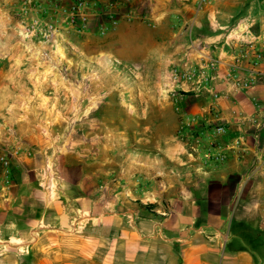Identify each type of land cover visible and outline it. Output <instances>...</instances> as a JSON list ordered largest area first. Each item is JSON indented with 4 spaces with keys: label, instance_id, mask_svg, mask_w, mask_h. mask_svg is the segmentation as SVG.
<instances>
[{
    "label": "crops",
    "instance_id": "0c3cea01",
    "mask_svg": "<svg viewBox=\"0 0 264 264\" xmlns=\"http://www.w3.org/2000/svg\"><path fill=\"white\" fill-rule=\"evenodd\" d=\"M74 1L0 0V121L14 125L20 142L2 131L0 140L22 148L13 183L0 186V264H264V217L241 212L264 174V0H134L135 16H122V7L116 22L90 3L91 32L83 41L63 24L68 41L84 52L92 51L91 38L104 24L101 53L145 69L167 66L178 51L182 66L207 78L190 87L201 91L206 83L217 93H192L180 102L202 120L205 150L193 166V157L166 149L165 161L187 167L179 175L156 172L160 184L151 173L142 180L119 171L126 169L90 138L91 121L74 122L77 107H87L86 93L45 66L41 40H18L17 15L58 21ZM53 59L71 64L68 57ZM250 79L245 88L242 81ZM41 95L58 100L41 103ZM75 95L83 101L77 107ZM212 107L216 124L227 129L223 136L207 130ZM207 148L226 161L203 165ZM145 167L137 161L135 173ZM138 201L154 213L127 204Z\"/></svg>",
    "mask_w": 264,
    "mask_h": 264
},
{
    "label": "rangeland",
    "instance_id": "374dc122",
    "mask_svg": "<svg viewBox=\"0 0 264 264\" xmlns=\"http://www.w3.org/2000/svg\"><path fill=\"white\" fill-rule=\"evenodd\" d=\"M109 2L110 0H75L71 3L70 12L62 15L58 21L49 17H42L39 19L40 21L31 18L29 22L25 16L17 15L16 17L22 24L18 40H41L44 44L43 56L47 62L49 61L45 66L51 67L54 71L61 70L66 81L82 91L84 90L86 93L84 98L87 103L85 109L81 110L82 107H77L83 103V101H79L81 100L79 95L72 96L77 107L74 122L78 124L81 118L91 121L89 125L92 133L90 138H96L104 148L106 147L108 155H112L114 161L126 169V172L124 169L119 171L124 173L125 177L137 179L139 176L142 180L144 176H147V173H151L150 175H156L151 180L160 184L163 176H158L156 172L167 168L171 174L179 175L180 170L187 167L186 164L180 162L165 161L166 149L177 148L180 154L193 157L191 162L193 166H198L197 163H200L198 158L204 149L201 148L200 141L203 122L199 116L183 111L180 102L186 95L192 93L198 97L202 94H210L212 87L206 83L201 91H194L193 87H190L196 81L207 80L204 77V72L198 73L197 77L187 82L186 86L181 83H174L173 72L175 70L181 71L185 68L194 70L188 63L182 66L183 61H180L181 54L178 51L171 58H167V66L156 64L150 69H145L101 53L99 50L101 33L103 32L101 29L100 34L91 38L89 44L92 47L91 52H84L82 47L79 48L77 44L68 41L69 30L64 28L63 24L76 28L77 39L83 41L85 32H91L90 3H93L95 10L102 17L99 8ZM86 4L85 9H82L81 6ZM36 22L38 26H35ZM54 56L68 57L71 64L53 63L56 61L53 59ZM73 64L76 65L74 71L71 68L74 67ZM54 78L57 77L54 76ZM249 82H252L251 79ZM212 94L213 98L218 96L216 92ZM37 99L41 103H51L58 100V96L41 95ZM100 107H102L101 112H95ZM63 113L58 112L59 116H62ZM209 113L212 115L210 120L206 121L209 133L215 137L225 135L227 129L224 124H216L213 107L209 109ZM70 116L71 119L74 118L72 115ZM218 126L224 127L225 131L222 134H217L216 128ZM48 127L52 126L49 125ZM76 130L80 135L84 132L77 128ZM1 131L3 136L13 137V140L20 142L13 124L0 121ZM260 131L257 129L258 135ZM46 133L49 134L50 130H46ZM55 133L52 134L53 138L59 135L57 132ZM237 139L239 142L243 140L242 137H237ZM8 147L10 146L0 140V150ZM53 147H57L56 144ZM209 149L202 155L203 165H208V162L212 160L221 163L226 161V155H214L213 149ZM239 156L241 155H238L237 158L242 159ZM139 160L147 162L150 168L145 167L148 170L135 173L137 169H134V166ZM255 166L256 163H253V167ZM116 173L112 175L114 176ZM46 180V177L43 178V182ZM116 182L117 180L114 179L112 189L116 188L114 185ZM249 203L251 204L250 207L241 209L243 214L264 217V174L253 181ZM127 204L154 213L151 210L153 206H145L143 202L138 201L133 202V204L127 202ZM165 205L173 208L170 202L165 203ZM130 262H125V264H130Z\"/></svg>",
    "mask_w": 264,
    "mask_h": 264
},
{
    "label": "built area",
    "instance_id": "2783aa9c",
    "mask_svg": "<svg viewBox=\"0 0 264 264\" xmlns=\"http://www.w3.org/2000/svg\"><path fill=\"white\" fill-rule=\"evenodd\" d=\"M134 0H110L108 4L99 8L102 17L110 19L111 22H116L118 20L117 10L123 7L122 16H125L128 19H132L135 16L134 7L132 6ZM35 26H38V23H35ZM100 29L104 32L107 30L104 24H101ZM212 68H215L211 64ZM197 77L195 70L190 68H185L183 70H175L173 72V81L174 83H181L186 86L187 82L191 81L193 78ZM245 87L249 85L248 81H244L243 84ZM225 131L223 126H218L216 128L217 134H222ZM22 148L17 146H12L0 150V186L9 187L12 182V170L13 162L15 158L20 155Z\"/></svg>",
    "mask_w": 264,
    "mask_h": 264
},
{
    "label": "bare ground",
    "instance_id": "6f19581e",
    "mask_svg": "<svg viewBox=\"0 0 264 264\" xmlns=\"http://www.w3.org/2000/svg\"><path fill=\"white\" fill-rule=\"evenodd\" d=\"M84 91V90H83Z\"/></svg>",
    "mask_w": 264,
    "mask_h": 264
},
{
    "label": "water",
    "instance_id": "95a60500",
    "mask_svg": "<svg viewBox=\"0 0 264 264\" xmlns=\"http://www.w3.org/2000/svg\"><path fill=\"white\" fill-rule=\"evenodd\" d=\"M243 27V26H242Z\"/></svg>",
    "mask_w": 264,
    "mask_h": 264
}]
</instances>
